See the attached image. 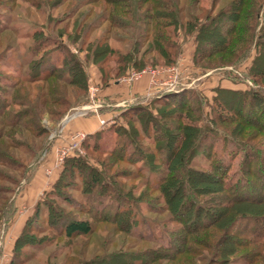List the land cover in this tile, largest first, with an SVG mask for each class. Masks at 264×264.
Wrapping results in <instances>:
<instances>
[{
    "label": "trees",
    "instance_id": "obj_1",
    "mask_svg": "<svg viewBox=\"0 0 264 264\" xmlns=\"http://www.w3.org/2000/svg\"><path fill=\"white\" fill-rule=\"evenodd\" d=\"M18 1L0 0V8L13 13V6L7 3ZM22 1L36 8L44 5V0ZM97 4L103 5L112 31L130 34L127 51L114 49L101 37L88 43L86 31L78 25L74 33L58 36L34 29L23 60H13L16 49L10 56L9 50L3 53L23 75L8 84L0 77V181L4 180L1 168L16 165L13 149L24 146L18 133L26 129L36 137L47 134V128L40 125L45 111L61 116L84 103L90 85L89 64L98 70L102 84L109 86L132 70L175 64L187 43L193 45L192 62L203 71L234 66L248 57L253 46L248 75L264 89V0H211L209 8L201 0L84 3ZM1 16L3 34L10 27L2 25ZM53 53L62 59L53 60ZM111 61L115 66L106 67ZM189 94L194 98L187 90L165 93L149 104L123 111L120 119L124 123L111 129L116 137L112 148H103L99 142L90 145L94 134L89 135L82 146L89 158L75 153L66 159L52 191H46V198L37 202L27 218L9 264L25 263L21 258L25 246L45 244L43 239L29 237L42 233L35 223L42 206L48 208V224L54 229L55 219L63 218L61 211L73 202L77 211L94 222L110 223L117 231L149 244L136 252L120 250L73 264H232L236 259L264 264V150L258 146L264 144V90L215 88L210 120L214 128L201 124L203 112L198 103H188ZM58 107L67 109L55 112ZM221 124L227 126L223 140L229 139L232 147L219 150L215 138ZM249 128L257 133H248ZM99 134L95 133L98 138ZM198 155L209 163L206 168L197 163ZM239 155V169L231 172ZM82 172L89 176L83 177ZM73 178L76 180L71 181ZM139 179L144 189L134 197L139 188L133 182ZM77 182L81 185L73 184ZM66 188L81 195L62 193ZM3 193L0 188V200ZM57 197L64 203L59 211L47 203ZM156 204L162 207L155 209ZM143 207L150 214L169 213L167 222L177 228H165L164 223L148 219ZM3 211L0 209L1 216ZM51 232L75 240L91 237L95 228L89 220L70 219Z\"/></svg>",
    "mask_w": 264,
    "mask_h": 264
},
{
    "label": "rangeland",
    "instance_id": "obj_2",
    "mask_svg": "<svg viewBox=\"0 0 264 264\" xmlns=\"http://www.w3.org/2000/svg\"><path fill=\"white\" fill-rule=\"evenodd\" d=\"M85 2L86 0H44V5L41 8L33 7L29 3L23 2L22 0L18 1L16 4L7 3L9 7L13 6L12 8L14 10L13 13H10L9 11H4L2 8H0V13L2 15L1 19H3L2 25H7L6 27H10L8 31L0 34V57H2V55L5 56L3 53H5L7 50H9V52L7 51V55L10 56V51L12 52V50L16 49L18 52L16 53V56H13V60H23L27 54L26 47L29 43H31L29 36L34 29L39 30V28H43L47 34L50 32L51 34L58 36V33L63 32L67 34L74 33L78 29V25H81L83 30L86 31V34L88 35L87 42L88 40L93 41L94 39L96 40L101 37L104 40L106 39L114 49L121 52L127 51L131 45L129 42L130 34L120 30L112 31L110 29L107 22V15L102 4L84 5ZM201 4L203 7L209 8L211 5V0H201ZM76 11L79 12L76 13ZM259 27L260 26H258V28ZM82 43L84 42L81 41L79 43L80 47H82ZM75 47L77 48V46ZM71 49L76 51L73 46H71ZM192 52V43L184 44L182 48V54L179 56L175 64H160L154 66L166 68L176 67L179 71L177 83L171 91H169L167 87L156 88L155 86L150 85V88L148 89V97L145 96V99L144 97H135L131 100H127V98H124V90H126L125 86L107 89V86L99 81V79L101 80V76L96 67L90 64L87 65V73L90 78V85L88 94L84 98V103L76 106L74 105L67 111V107H58L55 112L66 111L61 116H59L57 113L49 114L50 112L45 111L41 116L40 125H44V127L47 128V134L36 137L30 130L26 129H24L21 134L18 133L17 137L19 139L21 137L24 146L13 149V154L17 161L16 165L12 168L7 166L1 168L2 172L4 173V180L0 181V188L3 189L4 193L1 196L0 209H4V211L2 216L0 212V217H2V220H5L4 222L6 227L4 228H9V230L14 228L12 227V225L16 224L14 217L16 216L17 210L19 209L18 205H20V202L18 201H20L21 197L27 191L34 178L36 179L37 175L44 177V179L46 178L49 183L51 182V188L53 187L65 164L64 162L60 168H56L57 162L55 149L60 145H65L69 136L71 135V133L64 132L66 126L60 135L58 134L59 129H61V125L64 123L67 125L70 121L67 119L80 111L82 107L86 105L94 107L83 117L94 116L99 119V121L106 120L108 122V125L105 128H101L99 138L94 133V135H92L89 140L90 145L99 142L101 147L108 149L112 148L116 141V137L113 132L114 130H111L112 127H114L116 124L120 125L124 123V120L121 121L120 119V115L123 111L135 105L149 104L150 101L155 98L162 97L165 93H173L174 90L175 93H179L182 90H187L190 93L193 92L195 94L194 98L191 99V94H189L186 97V100L191 104L198 103L196 105H198L203 112V123L201 124H205L208 127L214 128L210 123V120L213 118L211 105L213 102L212 99L215 96V88L218 86H223L243 91L250 89L261 91L264 90L263 88L259 87L258 84H255L248 75V69L255 55L253 46L248 53V57L241 59L234 66L212 69L209 71H203L194 65L192 62ZM183 56L186 59L185 61ZM188 56H190V60ZM50 57L53 60L58 61L62 59L61 55L58 53H53ZM6 59L7 58L5 56L0 62V77L1 79L3 78L2 81L4 84L15 82L18 77L23 75L21 70L17 71L15 67L16 65L11 64V60H9V63ZM114 66L115 65L112 63V61L106 65L108 68ZM147 67L153 66L148 65ZM128 73L121 75L119 78L126 76ZM159 78L162 80L166 79L164 76ZM122 84L125 85V83ZM91 88H98L100 91L94 102L90 98ZM68 97L72 100V102H75L73 99L74 96L72 98V95H68ZM175 100L177 101V104L180 103L179 98H175ZM181 100L182 99H180V101ZM192 106H194V104ZM158 107L162 111L164 110V108L161 106H157L155 108ZM218 127V134L216 135L217 139L215 138L216 149L218 148L220 150V148L224 146H226V148H231L232 142H230L229 139L227 142L223 140L224 133L227 131V126L221 124ZM251 131L257 133L255 132L256 130H253V128H249V130L247 129L248 133ZM54 134H58L59 137L57 135V138L52 139V135ZM258 146L264 150V144H262V142ZM85 148L82 147V154H80L82 157L87 156ZM92 156L96 159L98 157L95 154ZM87 158L89 157L87 156ZM196 161L205 168L209 165L202 155H198ZM240 162L241 155H239L234 161L231 172H235L239 169ZM49 170L51 171L50 174L48 172ZM82 176L88 177L89 175L87 172H82ZM66 177L69 180L70 174H67L65 178ZM75 180L76 179L73 178L71 181ZM119 181L122 182L121 179H119ZM73 184L78 186L81 185L79 182ZM133 184L138 185L139 189L135 190L134 192V197H138L139 193L144 189V187H141L142 183L140 179L134 181ZM131 185L132 184H130L129 188H131ZM50 189L47 192H51L52 189ZM65 191L76 197L81 195L78 192L70 190L69 188L63 189L62 193ZM46 195L45 193L42 196L40 195L41 201L46 198ZM47 203H49V206H53L58 211L60 210L61 205H64L62 199L58 197L54 198L53 200L49 198ZM76 206L77 203L73 202L69 207L61 211L63 218H58V220L55 219V224H53L54 229H52L51 225L48 224V208L46 206H42L41 214L35 222L36 228H41L42 233L30 234L29 237L35 239L36 241L43 239L45 244L34 247L25 246L21 251V258L22 260H25L24 264H73L77 263V261L91 259L95 255H107L119 252L120 250L136 252L139 249H144L145 247L149 246V244L141 241L139 242L137 239L125 232H121L119 230L117 231L116 226L110 223L94 222L91 218H89V216L77 211L75 209ZM153 207L158 209L159 207H162V205L156 204ZM142 213L148 219L164 223L165 228H177L176 226L167 222L170 217L169 213L167 212H162L161 214H150L147 209L143 207ZM55 218L57 217L55 216ZM70 219L89 220L92 226L95 228L94 234L89 238L81 237L75 240H67L64 237H56L54 233L51 232L52 230H56L58 227H61L64 222L66 223V220L68 221ZM33 225L34 223L32 226ZM21 258L18 260L19 262L22 261ZM68 259L69 262L67 263ZM232 264H245V262L242 259H236L232 262Z\"/></svg>",
    "mask_w": 264,
    "mask_h": 264
},
{
    "label": "crops",
    "instance_id": "obj_3",
    "mask_svg": "<svg viewBox=\"0 0 264 264\" xmlns=\"http://www.w3.org/2000/svg\"><path fill=\"white\" fill-rule=\"evenodd\" d=\"M183 58L185 61L186 59L184 56ZM188 58L190 60V56H188ZM151 78H152L151 75L147 73L144 74L140 79H138L137 81L131 84L123 85L122 83L114 82L113 84L107 86V89L120 88L122 86H125L126 90H124V98H127V100H131L135 97H141V98L144 97L145 99V96L148 97L147 95L149 93L148 89L150 88L151 85ZM99 81L101 80L99 79ZM174 91L173 93H175ZM101 128L102 127L100 125V121L96 117L79 116L69 121V123L66 125L64 132H68L72 134L77 131H83L89 135H92L96 132H99ZM50 188H51V182L49 183L46 180V178L44 179V177L37 175L36 179L34 178V180L31 182L29 188L21 197L20 201H18L20 202V205H18L19 209L17 210L16 216L14 217L15 218L14 220L16 222L15 225H12V227L14 228L10 230L9 228H4L6 227L4 222L5 220L0 221V240L2 239V243H3L0 254V264L10 263L12 258L14 242L19 236L20 232L22 231L28 216L33 213L37 202L41 199L40 195L42 196Z\"/></svg>",
    "mask_w": 264,
    "mask_h": 264
},
{
    "label": "built area",
    "instance_id": "obj_4",
    "mask_svg": "<svg viewBox=\"0 0 264 264\" xmlns=\"http://www.w3.org/2000/svg\"><path fill=\"white\" fill-rule=\"evenodd\" d=\"M150 74L151 75V86H155L156 88L158 87H167L168 90H172L175 87V84L177 83V78H178V69L176 67H147L146 69L142 71H135L132 70L130 71L126 76H123L118 79L117 82L119 83H125V84H131L138 79H140L144 74ZM166 77V79L162 80L159 77ZM161 80V81H160ZM171 88V89H170ZM99 89L98 88H91V94L90 98L94 102L96 97L99 94ZM94 107L86 105L82 107L80 111L77 113L73 114L70 118L67 120H71L75 118L76 116H84L87 114L91 109ZM100 125L102 128H105L108 125V122L106 120H100ZM61 129H59V135L63 132L64 127L66 126L65 123L61 125ZM58 134L52 135V139L57 138ZM58 135V137H59ZM89 134L83 131H78L75 133H72L68 141L65 145H60L55 149L56 151V168H60V166L63 165L65 160L69 157L74 155L75 153L82 154V144L83 142L87 139ZM49 174L51 171H48ZM2 239L0 240V254L2 250Z\"/></svg>",
    "mask_w": 264,
    "mask_h": 264
}]
</instances>
